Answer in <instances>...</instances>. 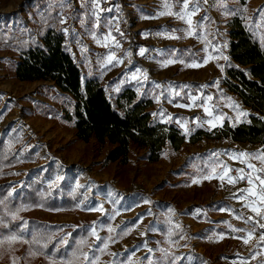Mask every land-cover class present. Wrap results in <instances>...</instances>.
I'll list each match as a JSON object with an SVG mask.
<instances>
[{
	"label": "rangeland",
	"instance_id": "obj_1",
	"mask_svg": "<svg viewBox=\"0 0 264 264\" xmlns=\"http://www.w3.org/2000/svg\"><path fill=\"white\" fill-rule=\"evenodd\" d=\"M169 3L173 12L180 10L177 0ZM163 5L164 0H99V8L93 0H0V143L18 151L19 158L0 183L6 185L5 195L10 198L21 195L35 179L37 190L44 195L61 200L78 194L75 206L65 210L31 206L20 200L9 210L1 194L0 220L8 227L0 224V238L15 233L21 239L0 243V264H88L82 253L98 258L95 264H264V244L258 246L264 229L257 227L248 244L237 238L245 237L246 232L232 230H252L251 224L236 217L255 213L243 207L245 201L233 196L247 188V182L232 185L226 178L223 183L204 178L211 174L214 154L219 153V159L229 167L239 168L241 163L230 159L231 153L257 152L264 146L216 138L211 131L221 128L219 121L211 129L207 123L198 126L196 122V118L200 122L211 119L203 107L178 106L190 104L191 96L199 97L197 105L212 96L208 105L214 106L213 115H224L222 124L232 126L247 121L250 115L259 116L226 89L227 60L203 61L221 53L229 60L227 40L233 18L264 39V17L257 14L264 9V0H201L193 25L207 16L197 29L210 42L207 45L187 36L183 30L188 25L174 15L160 16L165 11ZM54 13L56 19L51 16ZM47 19L63 32L66 49L77 63L82 80L98 76L108 96L131 86L149 97L152 120L171 124L183 135L179 147L173 150L166 145L160 159L147 162L145 151L131 146L126 163L102 166L108 145L92 138L77 140L67 125L38 115L34 101L52 104L42 95L43 82L17 80L10 66L18 55L15 44L37 37ZM109 34L120 48H115L112 40L103 46ZM169 35L181 38L170 39ZM140 48L146 49L149 57L145 65ZM110 53L123 63L106 65ZM168 60L174 62L163 66ZM193 63L203 66L186 67ZM218 64L224 66L223 72ZM133 74L138 80L131 79ZM156 84L161 87L156 88ZM228 97L248 115L237 121V110L227 106ZM185 123L187 133L182 127ZM251 163L264 167L258 160ZM216 171L220 173V167ZM101 206L103 211L94 210ZM13 213L18 219H12ZM24 221L26 230L21 231ZM93 228L107 243L103 251L99 249L104 245L90 234ZM31 243L39 249L30 247ZM253 252L258 253L255 259L251 258Z\"/></svg>",
	"mask_w": 264,
	"mask_h": 264
},
{
	"label": "trees",
	"instance_id": "obj_2",
	"mask_svg": "<svg viewBox=\"0 0 264 264\" xmlns=\"http://www.w3.org/2000/svg\"><path fill=\"white\" fill-rule=\"evenodd\" d=\"M51 16L57 18L55 13ZM230 27L224 84L259 116L250 115L247 121L232 126L224 123L211 133L216 138L230 137L264 146V39L237 18H233ZM15 47L18 55L10 66L12 76L22 81L43 82L42 95L52 102L34 101L37 114L67 125L77 140L92 138L100 145H108L102 166L126 163L131 146L143 149L147 162H155L162 157L166 145L174 150L184 140L173 125L152 120L151 99L134 87L125 86L108 96L98 76L82 80L77 63L66 49L63 32L50 19L40 26L37 37L23 38ZM16 153L0 143V179L10 175L19 163ZM37 185L35 179L21 195L10 198L5 195L6 185L0 183V195H5L3 202L9 210L19 200L47 209L65 210L75 206L77 192L59 200L40 193ZM29 246L39 249L34 243Z\"/></svg>",
	"mask_w": 264,
	"mask_h": 264
},
{
	"label": "snow or ice",
	"instance_id": "obj_3",
	"mask_svg": "<svg viewBox=\"0 0 264 264\" xmlns=\"http://www.w3.org/2000/svg\"><path fill=\"white\" fill-rule=\"evenodd\" d=\"M94 5L96 8H99V0H93ZM177 3L181 5L180 10L173 12L171 10V4L169 3V0H164V9L165 11H161L159 13L160 16H164V15H174L177 19L183 21L184 23H186L188 25L187 29H184L183 31L186 32V35L189 37L195 36L198 39H201L205 42V44L207 45L208 42L206 36H201L199 34V32L197 31V29H199L201 27L202 21L207 19V16L202 17L201 21H198L195 25H193V17L200 11L201 8V0H177ZM203 3H207V0H203ZM191 4V7H190ZM220 6H224L222 3ZM109 11H111V9H109ZM243 11H247V9H243ZM258 15L264 17V9L258 10ZM65 31H67V29H65ZM177 30H173V32H175ZM168 38L170 39H179L181 37H177L174 35H169ZM95 39V37H94ZM112 40L114 42V47L115 48H120L121 45L118 41H115L114 37H111V34H109L107 37L104 38L103 40V46H108V41ZM98 43H101L100 40H97ZM205 51H207V47L204 49ZM146 49L144 48H140L139 50V54L140 55H144ZM213 51H217V49L215 47H213ZM213 58H222L224 60H228L227 56H223L222 53L220 54V56L218 57H207L206 59H204L203 64H207L209 59H213ZM113 62H115V64H120L123 63L122 60L118 59L115 55V53H110L107 56V61H106V65L107 64H113ZM173 60H168L167 63H165L163 66L167 67L168 64L173 63ZM203 64L201 63H193V64H188L186 65V67H201L203 66ZM218 68H220V70L223 72L224 70V66L223 65H217ZM144 80H147V75L144 74ZM132 80H138V77L136 74H133L131 76ZM139 82V81H138ZM216 84L218 85V81L216 82ZM156 88H160L161 85L160 84H156L155 85ZM183 87H187V85L183 86ZM202 87H208L207 85H204ZM176 95H179V93H175ZM189 99L191 100L190 104L187 105H178L180 107H193V106H201L204 109V112L211 117V119L204 121V122H200L199 118H196V122L198 124V126L201 125V123H207L211 128L217 127V122L219 121L220 124L219 126H223L222 121L223 119H225L223 114H218V115H213V108L214 106L210 107L208 105V102L213 100L212 96H207L204 97V103L202 105H197L196 101L199 99V97L196 96H191L189 97ZM228 100V104L227 106L229 107H233L235 110H237V121H239L240 117H246L248 115L247 112L240 110V106L235 102L232 101L231 97L227 98ZM157 102H159V98L157 97ZM153 115H156L155 113ZM182 127L185 128V132L187 133L189 130L186 127V123L182 125ZM216 159L213 161V167L211 169V174L208 176H205V179H212V178H216L219 179L221 181V183L224 182L225 178L227 179V182L229 184L235 185L236 183H239L240 181H246L248 184L247 188L244 189H240L237 193H233V196L238 200V201H245L243 207L248 208L251 212L255 213V216H247L245 217L242 213L237 216V219L243 220V222L245 224H251L252 225V230L249 231L248 229H232L233 231H237V232H246V236L245 237H237L238 239H242L243 242L245 244H248L249 241L254 237L255 235V229L257 227H259L260 229H264V175H261V173H264V167H260L257 168L256 165H254L253 163H251L252 160H258L260 162L261 165H264V150H258L257 152H234L230 154V159L239 161V163L244 164L245 168H231L229 167L226 163H224L222 160L219 159L220 154L216 153L214 154ZM217 167H220L221 172L217 173L216 169ZM246 169L250 170V171H246ZM231 172H235L236 175L235 176H231L229 175V173ZM193 183H199L198 180H193ZM9 195H11V193H9ZM96 211H103L102 206L100 208L94 209ZM221 210H225V209H221ZM200 210H197V212L199 213ZM235 211V210H233ZM256 217H259V219H256ZM12 219H18V216L13 213L12 215ZM227 223V222H225ZM0 224H3V221L0 220ZM3 226L5 228L8 227L7 224H3ZM26 226H27V221L23 222V226L21 227V231L26 230ZM232 226L229 225V228H231ZM109 232L113 231V229L109 228L108 229ZM90 234L92 236H96V239L98 241H100V243H102L104 245L103 249H99L100 251H103L104 249L107 248V243L104 242L103 238L97 236L96 234V230L95 228L91 229ZM223 238V237H221ZM21 237L18 236L17 234L13 233L12 235H9L7 237L4 238H0V243H4V242H8V243H12V242H16L18 240H20ZM110 239V238H109ZM33 242H37V241H33ZM60 242H65V241H60ZM81 243H85L84 241H81ZM264 244V231H262L259 235V241H258V246ZM43 247H47V245H43ZM151 251V249L149 250ZM31 254V253H30ZM84 256V259L88 262V264H95V261L98 259L96 257H89L88 253H82ZM258 253L253 252L252 254V259L256 258V255ZM181 259V257H174V260H179ZM243 260V258H242ZM15 264V262H14Z\"/></svg>",
	"mask_w": 264,
	"mask_h": 264
},
{
	"label": "built area",
	"instance_id": "obj_4",
	"mask_svg": "<svg viewBox=\"0 0 264 264\" xmlns=\"http://www.w3.org/2000/svg\"><path fill=\"white\" fill-rule=\"evenodd\" d=\"M213 2V0H211ZM141 62L143 65L147 64L149 57L146 56V54L144 53V55L140 56ZM239 168H245L244 164H241ZM246 171H249L248 169H246ZM246 181H240L239 183H237L238 185H244Z\"/></svg>",
	"mask_w": 264,
	"mask_h": 264
}]
</instances>
